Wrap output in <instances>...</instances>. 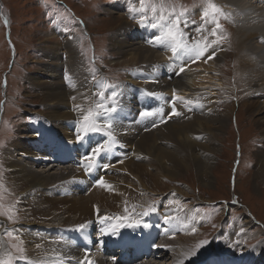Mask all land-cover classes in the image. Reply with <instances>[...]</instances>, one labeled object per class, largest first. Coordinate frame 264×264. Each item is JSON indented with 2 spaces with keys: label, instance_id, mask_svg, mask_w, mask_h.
<instances>
[{
  "label": "bare ground",
  "instance_id": "bare-ground-1",
  "mask_svg": "<svg viewBox=\"0 0 264 264\" xmlns=\"http://www.w3.org/2000/svg\"><path fill=\"white\" fill-rule=\"evenodd\" d=\"M261 1L263 0H211L221 7L228 16L227 19L220 18L227 39L219 44L218 47L221 50L216 51L214 58L218 61L220 53H224L225 50L226 52L235 50L240 62L239 88L250 91L247 94L248 98L242 100L252 111H257L258 120L264 125V4H259ZM205 2L206 0L195 7L199 9V12L194 17L190 44L201 40L203 36H208L209 41L215 38L209 35L214 25H205L207 28L205 32L196 30L203 23L201 11L205 7ZM115 6L121 8L124 16L130 15L128 11L130 1L120 2ZM114 11L117 13L114 17H122V13L117 11V7H114ZM124 23L125 25L121 29L115 31L118 34L111 38L113 48L118 53L122 52L132 63L148 62L155 67L150 69L151 73L148 70L144 75H141L140 72L136 77L129 75V80L126 81L128 83L122 84L120 87L123 95L119 97L121 104L124 105H121L122 110L117 115L120 125L116 126L115 135L119 141L117 148L119 150L123 148V150L118 155L112 153L100 158V164L106 163L111 167L105 169L98 166L90 174L78 167V162L86 149L90 145L94 146L95 143L106 140L107 137L103 133H94L91 134L90 140L84 144L75 141V132L78 127L76 121L81 118V112L76 111L74 106L82 105V99L91 91V82L85 79L81 70L74 67L78 54L71 47L74 45L75 39L67 40L66 48L70 54L67 64L56 48H51L47 53L48 56H51L50 62L43 65V70L34 79V83L42 87L45 93L44 101L49 107L45 114V120L49 122L45 123L43 119L36 125L22 124L20 131H17L18 138L5 150L6 164L11 169V178L17 185L24 187V199L29 198L27 219L30 223L25 229L27 232L23 234V239L27 243L25 255L30 259L56 260V253H60L64 258L63 264H78L79 261H84V264H88L89 261L91 264H162L167 259L166 256L169 255L171 263H168L178 264L180 260L184 259V254L189 252V249H184L182 244L192 236L191 228L185 227L190 219L184 214L185 221L183 222L182 217L181 219L176 217L178 210H175V207L167 208L165 204H163L165 205L164 210L158 209L160 219L162 220L165 216H173L179 220V223H174L173 226L166 223L167 225L163 226L156 221L154 216L149 215L151 226L147 227V232L152 234L155 227L158 229L156 244L163 245V247H158L159 252L151 251L149 255L134 256L132 259L120 262L121 260L116 261L109 251H102V248L108 249L111 244L115 243V236L111 233L101 234V228L106 225L101 223L100 217L111 216L114 220L116 217L125 218L128 216L134 196V192L131 190L134 181L140 185L149 186L147 175L157 183H161L160 180L164 177L173 176L170 178L176 179L177 174L190 168L191 163L195 164L202 176L208 175L212 165L211 153L215 149V141L218 138L214 129H217L216 126H222L225 122V117L218 112L215 95L212 96L207 94V91L198 90L200 83L204 84L207 81L201 77L204 75L206 78L217 77V70L212 69V59L206 63L199 61L193 63L181 53L180 59L187 60V64L184 62L183 65H187L188 68L185 67V71L179 74L178 68L169 66L172 56L170 51L160 53L161 47H157L158 49L148 47L151 45L148 41L154 36L153 31L146 28L140 29L144 34L146 44H142L143 40L134 41L135 36L131 40H124L122 30L132 28L127 17ZM228 33L231 34V37L228 36ZM167 55H169L168 60L162 62L164 57H168ZM72 57L74 58L72 59ZM174 61L181 66L178 60ZM197 65H202L205 70L204 74L196 72ZM66 67L71 72L64 73ZM188 69L192 71V73L189 72L191 73L188 76L190 77L189 83L184 74ZM160 72L161 74L158 76ZM169 75H171L170 78ZM140 77L142 79H139ZM31 78L35 77L31 76ZM134 79L139 81L137 85L134 84ZM152 81H156L163 98L160 96L158 98L155 96L144 97V92H155L141 83ZM169 88H177L181 92L187 93L186 96H183L187 106L177 102L178 111H181L183 115L172 119H167L171 110L169 102L171 98L167 96V93H170ZM166 89L168 90L164 91ZM251 89L253 90L251 91ZM238 94L240 92L236 95ZM72 97H75V100ZM129 102L134 103V106L126 109ZM145 109L158 112V116L153 119L158 120L159 116H163L167 123L158 124L155 128L152 127V124L150 126L142 125V123L139 125L138 113ZM207 122L216 124V126L207 125ZM62 148L69 155L58 156V153L61 154ZM129 148L136 152L134 161L128 157L127 150ZM69 158L72 159L67 161ZM262 159H264V155L260 161ZM120 160H123V163H119ZM123 168L132 171L140 180L125 179L120 173ZM151 169L154 172H150ZM101 177L111 185L110 190L96 184V181ZM58 216H62L63 219L58 221ZM140 219L142 220V217ZM196 222L199 223L198 220ZM117 223H121V221ZM34 224L36 227L32 226ZM79 224L88 225L83 232L91 242L89 247H84L79 243L73 234ZM163 228H171L172 231L163 233ZM168 235L177 236L181 246L178 248L171 245L166 238ZM217 250L216 252L221 251L219 247ZM69 257L72 259H67ZM231 257L233 256H227L226 259L222 255L215 256L205 261L204 264H231L229 261L233 259ZM258 258L261 256H240L237 263L260 264ZM155 259L157 262H151ZM192 260H185V264H201ZM57 264H60V261H57Z\"/></svg>",
  "mask_w": 264,
  "mask_h": 264
},
{
  "label": "rangeland",
  "instance_id": "rangeland-1",
  "mask_svg": "<svg viewBox=\"0 0 264 264\" xmlns=\"http://www.w3.org/2000/svg\"><path fill=\"white\" fill-rule=\"evenodd\" d=\"M124 1L130 0H0V203L6 207L12 206L14 213L12 221L0 215V236L6 230H14L15 235L20 239L10 242L19 244L24 248L25 253L27 243L23 239V234L27 232L25 229L30 223L27 219L29 198L24 199V187L17 185L11 178V169L6 164L5 150L18 138L17 131H20L22 124L36 125L43 119L45 123L49 122L45 120V114L49 110L47 102L44 101L45 93L42 87L34 83L40 71L50 62L51 56L47 55L49 49L56 48L63 61L69 62L67 40L75 39L71 47L78 54L74 67L81 70L85 79L91 82V91L85 95L87 99L84 96L82 99L83 109H87L99 100L95 95L99 88L92 79L94 75L97 80L102 79L107 84L118 86L116 90L119 92L122 84L128 83L126 81L129 80V75L136 77L139 72L144 75L148 70L151 73L150 69L155 65L148 62L132 63L122 52L118 53L113 48L111 38L118 34L115 33L116 30L125 25L126 17L131 22L132 28L122 30L124 40H131L135 36L134 41L143 40L142 44H146L144 34L140 30L144 28L153 31L154 35L158 34L156 29L139 26L137 19L130 18V15L124 16L121 8L115 6ZM203 1L171 0L172 3L189 9L186 16L187 25L181 24L188 43L191 41L194 17L199 12L195 7L201 5ZM134 2L139 6V0ZM259 4H264V0ZM204 6L206 7V2ZM114 7L122 13V17H114L116 13ZM4 16L9 22L8 25L5 24ZM228 36L231 37V34L228 33ZM148 47L158 49L152 45ZM219 50L221 48L217 47L216 51ZM159 51L168 52L162 47ZM167 56L162 62L168 60L169 55ZM183 60L187 64V60ZM199 62H204V58ZM211 62L212 69L217 70L218 78H206L204 75L201 78L207 81L204 84L200 83L198 90L215 95L218 112L225 117V122L220 127L206 123L211 124L212 127L216 126L217 129L214 130L218 134L215 149L212 151L214 154L211 153V172L202 176L195 164L191 163L190 168L180 171L176 179L170 178L173 176L164 177L160 180L161 183H157L147 175L149 186L134 181L131 189L134 196L127 217L131 223L137 220L141 223L146 221L149 223V215H151L160 225L166 226L164 217L160 219L158 209L164 210L165 205L167 208L175 207V210H178L176 217L180 219L182 217L184 222L185 214L190 219V222L186 223L190 225L189 228L197 229L195 234L186 239L182 247L191 250L199 241L204 239L209 241L208 245L190 258L193 259L192 261L195 260V263H202L222 255L226 259L227 256H233L231 257L233 259L229 260L230 263L239 264L237 260L240 256L256 255V257L261 256L258 262L264 264V159L260 161L264 155V125L258 120L257 111H252L242 100L248 98L247 94L250 91L239 88L240 62L235 50L228 52L225 50L224 53H220L218 61L213 58ZM169 64L175 65L174 67L179 70L180 65L176 61L171 60ZM183 66L188 68L187 65ZM197 66L196 72L204 74L202 65ZM137 67L142 68L135 69ZM69 72L71 70L66 67L64 73ZM189 72L192 73L189 69L184 73L188 83L190 81L188 76L191 74ZM160 74L161 72L158 76ZM31 76L35 78L30 79ZM79 78L81 79V76ZM147 78L150 79L149 76ZM133 82L135 85L139 83L135 79ZM141 84L146 85L152 92L160 94L156 81ZM171 89L175 88H169L170 93H167L169 98L174 91ZM175 90L180 96L187 94L177 88ZM238 90L240 94L236 95L239 93ZM109 92L110 90L105 95H109ZM145 93H143L144 97L149 96ZM155 97L158 98L159 95ZM117 99L123 106L120 97ZM130 106H134V103L129 102L126 109ZM139 120V125L142 123L150 126L153 118ZM121 150L123 148L119 150L116 147L113 154L118 155ZM127 152L129 159L134 161L136 152L131 148ZM150 172L154 170L151 169ZM120 173L128 180L139 179L128 169L123 168ZM153 202L156 211L150 212L147 216L142 215ZM58 217V221L63 219L62 216ZM201 217L204 219L201 220ZM32 226L36 227V224ZM163 229L165 233V229L168 228ZM166 238L171 245L178 248L181 246L177 236L168 235ZM4 239L8 241L6 236ZM218 247L220 252H216ZM260 250L261 252H258ZM168 257L170 256H166L167 259L162 264L171 263ZM155 261L157 262L156 259L151 262ZM24 262L18 260L16 264H24Z\"/></svg>",
  "mask_w": 264,
  "mask_h": 264
},
{
  "label": "snow or ice",
  "instance_id": "snow-or-ice-1",
  "mask_svg": "<svg viewBox=\"0 0 264 264\" xmlns=\"http://www.w3.org/2000/svg\"><path fill=\"white\" fill-rule=\"evenodd\" d=\"M128 11L130 13V18L137 19L140 26L151 27L157 30L158 34L154 35L148 43L154 47H162L165 50L170 51L172 53L170 60H178L181 64L179 67V73L185 71V66H183L184 61L180 59L181 53L193 63L201 60V58H204V62L206 63L208 60H211L216 56L217 47L222 41L227 39L223 25L220 23V18L223 17L227 19L228 16L223 12L221 7L211 2V0H206V7L202 8L201 11V20L203 23L196 30L197 32H205L207 31L205 25H214L211 28L209 35L215 38L209 41L208 36H203L201 40L194 41L191 44L185 40V34L181 29V24L186 26L188 23L186 16L188 15L189 9L186 7L172 3L171 0H159V2H156V0H139V7H137L134 0H130ZM5 23H7V21H5ZM169 66L174 67L175 65ZM92 79L99 88V91L95 93L99 100L91 104L87 109H83L81 105L74 106L76 111L81 112V118L76 121L78 126L77 131L75 132L76 142L84 144L90 140L91 134L94 133H103L107 137L106 140L97 142L94 146L90 145L78 162V167L83 168V170L89 174L98 166L105 169L111 167V165L106 163L100 164V158L112 154L119 143L115 135V128L120 121L118 116L114 114H118V112L122 110V106L118 103L117 98L123 95V91L118 92L116 90L118 86L107 84L102 79L97 80L95 75ZM109 90V95L106 96L105 93ZM145 94L149 96L159 95L160 98H163L162 94L149 92H146ZM72 99L75 100V97H72ZM85 99H87V97H85ZM177 101L187 106L185 98L176 94L174 90L169 101L171 103V113L168 116V119L183 115L181 111L177 110ZM138 116L141 120H148L149 118L157 117L158 112L151 109H145L141 110L138 113ZM161 123H166L163 116H159L158 120L153 119L151 121L153 128ZM120 146L123 147V145ZM118 162L123 163V160ZM96 184L99 187L109 190L111 189V185L106 183L103 177L97 180ZM154 203L155 202L149 204V206L143 211L142 215L147 216L150 212H155L156 208ZM0 209H3L0 210V215L6 216L9 221L13 220L14 213L12 206L6 207L4 204L0 203ZM97 211H99V209H97ZM116 219L123 221L125 218L116 217ZM164 219L169 225L179 223V220L173 216H165ZM203 219L204 217H201V220ZM100 220L102 224L106 225L100 230L102 235L106 233L116 235L118 234V229L125 226L123 222L113 223V217L111 216H102L100 217ZM140 223L141 222L137 220L133 221V224H129L128 226H139ZM87 226V224H79L76 228L79 231H83ZM143 226L149 227L148 224H144ZM189 226L190 225H185L186 228ZM169 231H172V229H165L166 233ZM196 231V227H191L192 234H195ZM4 236L8 238L7 242L5 241ZM19 239V236L15 235L14 230H6L5 233L0 236V264H16L18 260L25 261V264H57V261H60V264H63L64 258L60 253H56V260H49L46 258L33 260L28 258L25 255L23 247L19 244L10 242ZM208 243L209 241L207 239L199 241L194 248L184 254V259L180 260L178 264H185V260L195 256L201 249L208 245ZM238 244L239 242H237V245ZM37 247L40 246L37 245ZM158 247H163V245H158ZM67 259L72 258L69 257ZM78 264H84V261H79ZM88 264H91V261H89Z\"/></svg>",
  "mask_w": 264,
  "mask_h": 264
},
{
  "label": "water",
  "instance_id": "water-1",
  "mask_svg": "<svg viewBox=\"0 0 264 264\" xmlns=\"http://www.w3.org/2000/svg\"><path fill=\"white\" fill-rule=\"evenodd\" d=\"M2 17H3V15H2ZM4 21H7V23H5L6 25L9 24V22H8V20H7V18H6V16H4ZM10 44L12 45V43H10Z\"/></svg>",
  "mask_w": 264,
  "mask_h": 264
}]
</instances>
